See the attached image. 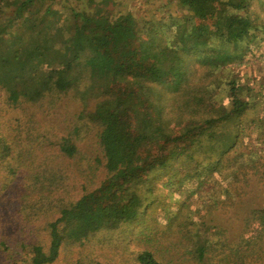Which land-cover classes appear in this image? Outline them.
<instances>
[{"label": "trees", "instance_id": "trees-1", "mask_svg": "<svg viewBox=\"0 0 264 264\" xmlns=\"http://www.w3.org/2000/svg\"><path fill=\"white\" fill-rule=\"evenodd\" d=\"M94 2V11L86 12L59 9L54 0H0V91L6 104L13 109L47 99L57 103L74 92L84 108L81 119L98 129L106 170L98 187L60 201L47 243H32L27 258L14 264H54L66 245L87 246L114 234L126 244L134 227L139 230L133 236L149 235L155 191L167 175L199 179L206 194L214 191L206 197L210 209L219 198L225 210L251 194L253 177L263 176L264 0H167L179 13L156 19L157 12L115 14L110 0ZM254 58L258 62H249ZM27 125H16L15 147L24 145L31 156L40 138ZM252 127L259 147L239 163L234 149ZM56 141L59 156L78 154L71 136ZM0 148L6 160L12 157L14 147L2 134ZM234 166L227 179L217 175ZM38 168L44 173L33 182L56 186L62 171L45 163ZM263 208L248 211L242 234L254 236L249 241L234 242L227 228L200 219L177 231L179 237L183 232L182 255L147 246L123 263L250 264L252 257L251 264H260L256 239L264 236ZM171 224L169 230L177 227Z\"/></svg>", "mask_w": 264, "mask_h": 264}, {"label": "rangeland", "instance_id": "rangeland-1", "mask_svg": "<svg viewBox=\"0 0 264 264\" xmlns=\"http://www.w3.org/2000/svg\"><path fill=\"white\" fill-rule=\"evenodd\" d=\"M54 1V5L59 9L63 8V10L65 7L71 6L79 11L92 12L95 9L93 6H96L92 5L95 0L92 2L90 0ZM146 1H149L150 9L147 8V5L145 6ZM166 3L167 0H110L109 5L116 9L115 14L130 11L149 16L157 12L155 19L168 17L170 13L173 15L179 13V7L175 4L166 6ZM163 4H165L164 7L158 9ZM258 60L254 58L249 62H258ZM202 73L203 71L199 72L197 77H201ZM244 77L246 79L249 74H245ZM74 94L71 92L67 96L59 98L57 103L47 99L42 105L26 104L27 106L24 108L12 109L5 102V92L0 91V122L3 123L0 133L10 143V148L14 147V153L8 160L4 157L5 152L0 148V163L5 160L0 166V243H4L5 247L0 253V264H14L16 260L27 258L29 246L32 243L46 244L49 239L48 223L58 217V207L56 206L60 201L66 202L69 198H76L82 193L98 187L106 177L104 156L98 142V129L91 122L81 119V111L84 108H82V101L78 100ZM165 105H167L166 102ZM167 111H170L168 105ZM256 111L257 109H253L250 116H253ZM19 120L24 125H27L29 120L31 124L27 126L33 128L31 133L40 138L31 156L24 152V145L19 149L15 147L19 132L16 125ZM78 125L82 128L76 133L75 127ZM23 129L24 136L27 137L28 130ZM253 130L254 127L249 134L253 135ZM61 135L71 136L78 144L79 152L75 158L65 159L59 156L55 142ZM251 135H248L250 137L245 138V142L243 141V144L234 149L233 156L237 155L239 163L250 159V153L259 147L255 134ZM261 153L263 160L258 161V166L261 168L260 172L263 173V176L259 174L253 177L257 178L253 180L254 189L239 205L233 204L230 206L231 208L225 210V206L223 207L218 198L216 204L210 209L212 203L206 197H214V191H211L212 193L209 195L206 194L203 188L200 189L197 185L199 179H190L185 173L180 176L170 174L164 178L160 187L156 188L155 195L158 200L151 210L153 220L150 223L151 232L149 235H144L141 238L137 234L133 236V233L139 230L134 227L135 231L131 233L132 236H127L126 244L119 242L117 234H114L111 239L103 237L87 246L69 244L64 247L59 260L54 264H124L122 259H127L147 246L157 251H170L182 255L179 241L182 239L183 232L179 237L177 231L182 229L184 223L186 225L200 219L227 228L230 240H234V242L240 240L241 237L242 242L254 239V236L249 235L248 232L243 236L242 228L245 225L249 209L264 206V148ZM163 158H165V154ZM8 161L14 164L11 169L7 167ZM232 161L231 157L229 164ZM41 163L62 171L55 178L56 186L54 184L43 186L41 182H33L36 175L41 176L44 173L38 168ZM208 164L209 162H203L204 170ZM230 171H236L235 166L229 170L221 168L217 175H221V179L223 177L227 179ZM242 172L248 173L250 176L253 174L252 170L246 171L245 168ZM204 173L206 174V172ZM27 194L30 195L29 198L25 196ZM191 210L196 214L193 219L189 218ZM176 218L177 220H174ZM171 222V226L177 227H172L173 229L169 230ZM252 228L253 226L250 231ZM256 241L261 246L259 247L261 249L259 262L264 264V236H260ZM235 247L241 248L237 244ZM252 260L254 259L251 257L250 264Z\"/></svg>", "mask_w": 264, "mask_h": 264}]
</instances>
